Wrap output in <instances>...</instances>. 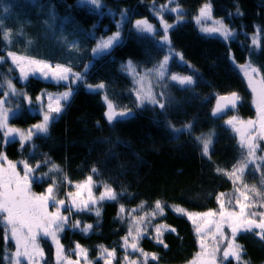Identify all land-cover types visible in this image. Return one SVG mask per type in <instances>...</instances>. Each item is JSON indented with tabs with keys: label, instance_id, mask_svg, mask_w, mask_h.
I'll use <instances>...</instances> for the list:
<instances>
[{
	"label": "trees",
	"instance_id": "16d2710c",
	"mask_svg": "<svg viewBox=\"0 0 264 264\" xmlns=\"http://www.w3.org/2000/svg\"><path fill=\"white\" fill-rule=\"evenodd\" d=\"M16 1L2 0L3 10L10 8L11 3V9L33 25L41 21L61 32L58 23L68 28L67 43L59 42L55 36L50 43L42 40L46 44L42 50H49L46 56L58 64L67 60V50L73 49L78 41L74 55L82 54V60H75L68 67L82 73L84 78L77 83L65 107L62 103V111L51 120L47 133L35 134L21 148L18 137L13 134L5 141L0 131V154L13 161L24 160L35 169L36 175L43 177L33 182L34 192L43 193L49 184L58 183V196L64 198L66 191L71 190L66 183L79 184L91 176L97 195L98 186L106 185L116 193L115 200L100 204L99 216L88 212L71 214V222L79 221L82 227L91 224L93 228L88 233L65 229L61 243L66 251L71 253L79 244L92 264H105L107 259L101 257L103 249L114 250L113 264H128L124 262L127 256L134 261L146 257L140 264H190L200 251L199 237L193 223L172 209L181 207L192 213L216 210L217 197L223 193V199L232 201L229 207L236 210L238 182L234 184L226 173L232 171L242 154L246 155V149L225 122L232 114L243 120L257 116L254 95L237 66L250 64L258 69L259 77H264V0H99L102 3L99 10L79 5L78 0ZM205 4H210L214 16L223 18L236 31L233 38L224 40L200 32L193 19L198 18ZM157 13L172 25L167 31V43L162 40L165 32ZM144 19L155 26V34L135 29V21ZM12 20H8L12 22L10 25L18 23ZM118 30L122 33L121 41L110 51L93 57L95 41ZM258 31L260 38L254 45L253 36L257 32L258 38ZM31 32L33 36L29 39L38 41V35ZM64 38L63 34V41ZM230 54L235 58L234 64ZM166 55L171 58L170 75L192 76L194 83L181 86L168 77L158 80L155 91L165 109L149 103L138 107L135 83L122 65L131 61L137 72H143L154 69ZM0 57L5 58L0 60V97L20 107L19 113L10 117L9 126L24 129L40 123L43 115L29 108L25 96L11 93L8 81L33 101L44 90L63 92L69 86L37 77L22 82L19 71L7 57L1 28ZM101 83L102 89L87 88ZM160 92L165 93L163 98ZM233 92L239 96L237 109L213 115L218 97ZM109 102L117 111L134 114L109 122L106 115ZM186 125H191L190 130L173 131ZM202 134H211L207 155L202 153V144L196 139ZM53 164L57 168L50 171ZM262 177L264 162L258 170L256 165L249 164L241 179L248 186L249 204L254 205L251 211L257 214L264 211ZM253 186L256 192L251 191ZM157 201L164 206L163 215L151 216L135 252L122 248V238L129 233L132 217L122 218V214L136 210L137 216H142L144 210L152 213ZM121 206L124 211L118 215ZM256 220L259 221V215ZM161 225L175 229L163 231V244L155 238L156 228ZM257 232L259 229L237 234L236 242L242 246L239 262L231 257L218 264H264V238ZM6 234L0 223V264H7L8 254L16 248L14 241L4 239ZM42 245L44 263L55 264V246L48 239H43Z\"/></svg>",
	"mask_w": 264,
	"mask_h": 264
},
{
	"label": "snow or ice",
	"instance_id": "6c2138e0",
	"mask_svg": "<svg viewBox=\"0 0 264 264\" xmlns=\"http://www.w3.org/2000/svg\"><path fill=\"white\" fill-rule=\"evenodd\" d=\"M92 5H99V0H90ZM173 11H177V9H173ZM210 11V5L205 4L200 9V14L202 16H207ZM124 15V13H122ZM159 19L162 23V28L165 32L163 41L168 42L167 31L172 25L167 24L166 21H163L162 15L157 13ZM120 25L117 24V28L119 29ZM135 29L138 31L144 32H153L154 26L146 19L137 20L134 24ZM202 31L206 33H220L225 40L229 39L234 35V33L226 26L221 24V27L218 28H204ZM7 36H4V39H7ZM120 41V32L119 30L111 36L107 38L101 37L97 42L96 47L92 49L94 54H98L105 50H109L116 43ZM257 42L256 36L253 37V44L255 45ZM7 57L11 58V61L14 65L19 68L20 77L23 79H27L30 73H40L45 78H50L56 81H69L70 77L72 78V83H76L77 81L83 80V74L79 72H73L70 67H65L60 64H56L54 67L44 61H36V60H24L21 57H18L15 53L9 51L7 53ZM5 59L4 57H0V60ZM182 59V57H181ZM230 61L234 64L235 58L231 54L229 55ZM169 60V56H164L163 60L156 66L154 69L146 70L144 76H139L136 72L135 66L131 61L128 62L127 65H122L126 71L130 72L134 77H138L136 79V83L141 85V90L137 92V100L139 102V106L144 105L146 102L152 105H158L161 110H164L166 105L162 102L161 99H157V95L152 92L151 87H148L147 90H143V81L147 78L149 73H155L160 80H163L165 77L167 62ZM241 70L244 73V76L247 78L248 85L251 88V91L254 95V102L257 105L259 117H260V128L264 130V77L257 78L258 69L252 67L250 64L239 65ZM170 79L172 81H176L181 86H190L194 83L192 76H177L171 75ZM8 87L11 91L17 96H25V99L28 98L24 93L16 91L14 86H12L11 81H8ZM91 88V85H88ZM96 88L102 89L104 85L98 84L95 86ZM71 91L64 92L59 98L56 99L55 104L51 103V97H49V103L47 105V110L44 111L42 121L35 125H32L29 129L21 130L12 128L8 125L9 120V108L5 107V99L0 97V131L3 133V137L5 141L12 134H19V140L21 142V148H23L26 142L32 140L33 135L36 133H47L48 125L50 120H54L56 115L62 111L61 100L66 101L71 96ZM5 96L8 93L4 94ZM165 93L160 92L159 96L163 98ZM41 97H37V100H41ZM239 100V96L233 92L229 95L219 96L217 99V103L215 109L213 111V115L221 112L226 106H235L236 102ZM107 120L109 122L114 119H123L131 116L132 113L130 111H120L116 112L114 110V106L111 102L108 103V112H107ZM236 117H232L226 121L228 125H232ZM248 124H254L253 121H248ZM169 127H172L169 123ZM191 125H186L182 129H173L175 132H182L185 130H190ZM211 134L205 136L204 134L201 137H196V139L202 144V153L207 155L210 150V145L212 143L210 139ZM264 139V137H261ZM250 140L254 141L255 137L250 136ZM241 147H246V155L242 154L241 159L237 162L236 165L233 166L231 172L226 173L230 179L233 180L234 184L237 181L242 179V176L245 172V169L249 164L256 165L257 170L260 167V164L257 161H264V155L257 157L255 155L258 145L255 142H249L247 144L244 141H241ZM0 159L6 160V154H0ZM44 163H50V161H45ZM40 165L37 164L36 168H39ZM57 168L56 165H52V169L50 171L55 170ZM9 172L10 174L5 179L4 173ZM34 168L29 166L27 162H24V172L23 176H21L16 171V164L8 161V168L5 169L2 165H0V213L5 214L3 219L11 225L10 236L8 234L5 235L4 239L7 241L8 239H13L17 245V250L13 254L12 259L15 260V264H20L19 258L25 257L28 261V264H38V260H42L44 258L43 249L37 242L38 235H43L44 237H50L52 242L56 245V259L57 264H60V257L62 252V245L59 243V233L62 232L65 228V225L68 223V217H65L61 214V208L65 205L66 201L64 199H56L54 194V183L49 184L44 193L40 194H29L30 193V183L34 179L36 181H40L43 179L41 176H33ZM96 170L93 169V172ZM47 175V174H45ZM262 183H264V177H262ZM92 184V177L89 176L86 181L81 184H77L76 188L78 191L69 192L67 195L70 200L71 207L75 208L76 211H91L92 208L90 204H95L98 200H115L116 193L107 185L105 186V192L101 193L100 197L97 199H93L91 197V189L90 186ZM245 189H247V185H243ZM88 188L89 190V199L85 200L81 197V191L79 189ZM236 191L239 193V196L236 198V204L239 206V211L234 209H230L229 205H231L232 201L228 200L227 202L223 199L224 194L221 193L217 197V201L219 203V208L216 210H208L205 213H191L185 212L182 208H175L174 211L178 213H182L187 216V218L193 222V224L197 223V218L204 221L205 226L213 225L215 228V232L213 233L214 238L217 236L223 237V227L226 225L231 230L232 239L229 241L227 247L223 249V259L227 260L230 256L235 257L237 261L240 260L242 246L235 243V237L237 232H250L255 229H259V232L256 234L261 238H264V211L259 212L258 214L255 211H251V208L254 205H250L248 203H242L240 197H243L244 201L249 200V196L246 191H241L239 187H237ZM252 192H256L255 186L251 188ZM257 195H262L257 193ZM80 198V199H77ZM52 202L56 206V210L54 212H48V204ZM163 205L161 202L157 201L155 204V210L150 213L151 216H156L157 214L163 215ZM123 206L120 208V212L118 215L123 213ZM95 214L97 216L100 215L99 208L95 209ZM259 215V221L254 219ZM146 217L140 218V222L143 223ZM72 228H80V230L84 233H88L93 225L85 224L81 228L80 222L76 221L71 224ZM175 231V229H166L165 226L161 225L156 228V239L158 243L163 244V231ZM196 233L201 235V247L204 248L203 244V236L202 233L204 229L197 226ZM209 231L212 229L209 228ZM133 229H129L128 236L123 237L125 246H127V242L129 237L134 241L131 244L133 249L138 248V243L136 241L139 240L141 232L139 227L135 229L136 235H132ZM22 243V248H21ZM218 244V241H217ZM167 247V245H164ZM77 254L84 253L86 255V250L82 249L79 244L76 245ZM218 246L214 245L210 251L206 253V256L209 258L206 260L205 264H217L216 255L218 251ZM107 252V255L110 257L114 256V250L108 252L107 250H103L101 255ZM200 255H205V253H201ZM155 259V256H153ZM69 264H72L69 261ZM105 264H110V261L106 260ZM135 264V262H133ZM193 264H196L193 261Z\"/></svg>",
	"mask_w": 264,
	"mask_h": 264
},
{
	"label": "rangeland",
	"instance_id": "374dc122",
	"mask_svg": "<svg viewBox=\"0 0 264 264\" xmlns=\"http://www.w3.org/2000/svg\"><path fill=\"white\" fill-rule=\"evenodd\" d=\"M12 2H17V1L16 0H12ZM78 2H79L78 3L79 5H83V6H87V7H92L93 6L95 8V10H99L102 7V3L100 1H99V5H92L90 3V0H78ZM18 4H17V7H18ZM33 4H36V2L33 1ZM208 5H210V4H208ZM3 6H4V3H2V0H0V28H1L4 36H7L8 37L7 39H5L7 53L9 51H11V52L15 53L18 57L23 58L24 60L31 59V60H36V61H44V62H47V63L51 64L54 67L56 64H54V62L51 60V57H47L46 56V55H49L50 54V51L47 50V49H45V50H42V49H44V47L46 46L45 42H48V43L52 42L55 36L57 37V38L56 37L55 38L59 42L64 43V44L67 43L68 40H69L68 35L70 33L68 31V28H66L65 26H63V25H61V24L58 23V25L62 28V31L63 32H61L60 29H55V28L51 27L50 25H48L46 22L41 23V21H39V22L35 23V25H33L31 20L25 21V19L23 17H21L20 15H18L19 12L17 10H12L11 9L12 8L11 3H10V8H8V9L3 10ZM47 8H49V7L47 6ZM166 9H168V6L166 7ZM12 19H15L18 23H15L13 25H10L12 23L10 21H13ZM35 19H37V18H35ZM8 20H10V21H8ZM193 21L195 22V24L198 27V29L200 30V32L203 33L206 36H215V37H219L221 39H224V37L220 33H206L204 31H202V29H204V28L212 29V28L221 27V24L226 25L234 33V35L232 37H230L229 39L233 38L236 35V31L232 30L223 18H218V17H215L214 16L213 11H212V8H211V5H210V11H209V13H208L207 16H202L200 14V11H199L198 18L196 16L195 20L193 19ZM120 29H121V27H120ZM32 30L34 31L35 34L38 35V38H39L38 41H34L33 39H29L30 37L33 36L32 35V32H31ZM156 31H157V29L154 26V31L151 32V34H155ZM148 33H150V32H148ZM63 34L65 36V38H64V41L65 42L63 41ZM121 35H122V33L120 32V41H121ZM254 36H257V32H256V34H254ZM107 37H103V38H107ZM24 38H26V41L27 42H24ZM259 38H260V32L258 31V38H256L257 39V42L256 43H258ZM42 40H46V41L43 42ZM99 40H100V38H99ZM99 40L95 41L93 48L96 47V44H97V42ZM77 45H78V41H75L73 49L70 48L69 50H67V52L69 53V56H68L67 60L65 62L59 61L60 63H58V64L63 65L65 67H68L75 60H79V62H80L82 60V54L79 57H76L74 55V51L77 48ZM82 48L84 50L86 49V47H83V46H82ZM108 51H110V49L109 50H105L103 52H100L98 54H94L92 52V56L93 57H98V56H100V55H102V54H104V53H106ZM54 55H57V50L54 51ZM9 59L11 60V58H9ZM170 59L171 58L169 56V60L167 62V69H166V73H165V77H164V78H167L168 77L169 79L171 77L170 72H169V62H170ZM14 67L17 68V70L19 71V68L16 65H14ZM237 67L241 71V68L239 67V65ZM73 72H75V71H73ZM145 72L146 71L137 72V73L139 74V76H144L145 75ZM241 73H242V71H241ZM128 74L133 78V81L135 83V89H136V91L138 92V90H141V85L136 83V79H138V77H134L129 72H128ZM177 76H183V75H177ZM30 77H37V78H40V79H42L44 81H47V82H53V83H56V84L63 83V84H67L69 86L63 92H61V91L44 90L42 92V94L39 96V97L42 98L39 101L37 100V98H36L35 101H33L32 99H26V102H27L29 108L31 110H33L35 113L38 112L41 115H43L44 114V111L47 110V105L50 102L49 101V97L52 98L51 99V103H53V105H54L56 99L59 98L64 92L71 91L72 94H71V96L66 101L61 100V106H62V103H63V105L65 107V105L67 104V102L70 101L71 98H72V96L74 95L75 90H76L77 83H79V82L81 83L83 81V80H80V81H77L76 83L73 84L71 77H70L69 81H56V80H52L50 78H45L40 73H35V74L30 73L28 75L27 79H23L21 77L20 78H21L22 82H26ZM83 78H84V76H83ZM257 78H260V77L257 76ZM158 80H160V79H159V77L154 72L153 73H149L147 75V78L143 81V90H147L148 87H151L152 92L157 95V93L155 91V87L157 86L156 85L157 84L156 82ZM193 81H195L194 78H193ZM174 82H176V81H174ZM246 82L248 84V81L247 80H246ZM87 88L90 89L91 91H94L96 89H99V88H96L95 86H92L91 88H89L87 86ZM10 92L13 93L11 90H10ZM45 99H46L47 103L45 102ZM5 101H6L5 107L6 108H9V119H10V117H12L13 115H17L19 113L20 107H18L16 105L17 103H13L8 98ZM137 103H138V107H141V106H139V102L138 101H137ZM145 104H148V103L146 102ZM144 105H142V106H144ZM253 105H254V108H255L256 107V103L254 102V99H253ZM114 110L116 112L124 111V110L117 111L115 108H114ZM130 112L132 113V115L134 114L133 111H130ZM256 115L257 116L254 119H246L245 118L243 120V119H241V117H238L235 114H232V115H230L228 117V119H230L232 117H236V120H234V122H233L232 125H228L226 122H225V124L230 129H232L233 133L236 134V136H237L238 141L240 142V144H241V141L242 140L244 141L245 144H247L249 142H255L258 145V149H257L255 155L257 157H259V156L264 155V139L261 138V137H264V130H262L260 128V117H259V112H257V110H256ZM128 117H130V116H128ZM114 120H116V119H114ZM248 121H253L254 124H248ZM50 123H51V120H50ZM50 123H49V125H50ZM8 125H10V120H8ZM49 125H48V128H49ZM26 129H29V128H24V129H21V130H26ZM14 135L19 138V134L18 133L14 134ZM250 136L251 137H255V140L254 141H251L250 140ZM244 148L246 149V147H244ZM8 161H11L12 163L16 164V171L21 176H23V172H24V162L25 161L24 160L13 161V160H10L7 157L6 160L0 159V165H2L5 169H7L8 168ZM257 162H259V164H262V162H264V161H257ZM9 174L10 173L7 172V171L4 173L5 179H7V176ZM47 175H49V173H47ZM33 176L35 177V176H41V175H36L35 172H33ZM34 181H36V180L33 179L31 181V183H30V193L29 194H40V193L34 192V189H33V184H34L33 182ZM237 182H238L237 187H239L241 191H246L247 192V195H248V188L245 189L243 187V184H242L241 180L240 181H237ZM66 184H67L68 187H71V190L70 191H68V190L66 191V193L64 194V198H59V196H58V192L60 193V191L57 190L58 183H56L54 185V194L56 196V199H58V200L59 199H64L66 201L65 205L61 208V214L64 215L65 217H68L69 218L68 219V223L65 225L64 230L67 229V228H72L71 227V224L74 223V222H71V218H72L71 217V214L73 215V214H75L77 212H88V213L95 214V209L96 208H99L100 207V204L104 201V200H98L97 198L100 197L101 193L105 192V186H98V188H99V194L97 195L95 193V186H96V184L92 181V184L90 186V189H91V197L93 199H97V202L95 204H90V207L92 208L91 211H76L75 208L71 207L70 200H69V197H68L67 194L69 192H73L74 193V192L78 191V189L76 188V185L77 184H74V185H70L69 183H66ZM79 184H81V183H79ZM237 187H236V189H237ZM236 189H235V196L237 198L239 196V193L236 191ZM79 191H81V197L80 198H83L85 200L89 199V190H88V188H82V189H79ZM80 198H77V199H80ZM240 199H241V202L242 203H248L249 204V200L248 201H244L243 200V197H240ZM105 200H107V199H105ZM224 200L226 201V199H224ZM235 207H236V211H239V206L237 205ZM175 208H177V207H173L172 210L174 211ZM178 208H181V207H178ZM182 209H184V208H182ZM55 210H56V206L50 201L49 204H48V212L51 213V212H54ZM99 210H100V208H99ZM184 210H185V212H189L186 209H184ZM137 212H138V210L132 211V212H127V213L124 212V214H122V218H128L129 215L132 216L131 217V224H130V228L133 229L132 235L133 236L136 235L135 229L137 227H139L140 232H141L140 237H142L143 235L146 234V230L148 229L147 223H148L149 220H151V215H149L150 213L147 210H144V213H142V216H137L135 214ZM179 214L184 215L182 213H179ZM196 214H199V213H196ZM4 215L5 214L0 213V223L5 227L7 234L10 236L11 225H9L3 219V216ZM184 216H186V215H184ZM144 217H146V219L144 220L143 223H141L140 222V218H144ZM254 219H256V217ZM193 225H194L195 229H196L197 226H199L202 229H204V231L202 233L204 248L201 247V235H198L197 234L198 237H199V241H200V251H199L197 257L193 261H195L196 264H205L206 260L209 259L206 256V253L208 251H210L214 245H217L218 246V249H219L217 251V255H216L217 264L219 262L223 263L225 261L223 259V249L225 247H227L229 241L232 239L231 234H230L231 233L230 228H228L225 225L223 227V229H222L223 232H224V236L223 237H219L218 234H217V236L214 238L213 233L215 232V228H214L213 225H207V226H205L204 221L201 220V219H199V218H197V223L196 224H193ZM81 228H82V226H81ZM209 228H211L212 230L209 231L208 230ZM72 229H80V228H72ZM64 230L59 233V243H60V245H62V243H61V235L64 232ZM228 230H229V232H228ZM239 233L240 232H237V234H239ZM236 237H237V235H236ZM236 237H235V243L238 244L236 242ZM43 239H48L55 246V248H56V245L52 242V240H51L50 237H44L41 234V235H38L37 242H38V244L40 245V247L42 249H43V245H42V240ZM10 240L14 241L11 238H10ZM217 241H218V244H217ZM133 242L134 241L132 240V238L129 237L128 242H127V246H125V243H124V240H123L121 247L124 248V249H127L128 248V250L131 249L132 252H135L134 251L135 249H133L131 247V244ZM136 242L138 243V241H136ZM21 248H22V243H21ZM16 250H17V245H16V248L13 251V253L8 254V256L6 258L7 264H15V260L12 259V257H13V254L16 252ZM103 250H105V249H103ZM102 251H101V253H102ZM108 252H110V251H108ZM201 253H205V255H200ZM43 254H44V258H45L44 250H43ZM72 254H74L75 256L73 257ZM101 257L107 259L108 261H110V264H113V262H111V259L113 257L108 256L107 255V252H105L104 255H101ZM44 258L42 260H38V264H45L44 263V261H45ZM144 259L146 260V257ZM144 259H140V260L139 259H135V261H134V260H130V257L127 256V258H126V260H124V262H128V264H133V262H135V264H140V262H143ZM19 261H20V264H28V261H27V259L25 257H20L19 258ZM69 261H71L72 264H92L93 263L92 261L88 260L87 254L85 255L84 253H80L78 255L77 254L76 247L74 249H72L71 250V253H70V252L66 251L63 248V246H62V252H61V257H60V264H69ZM193 261L190 264H193ZM55 264H57V259L56 258H55Z\"/></svg>",
	"mask_w": 264,
	"mask_h": 264
},
{
	"label": "water",
	"instance_id": "95a60500",
	"mask_svg": "<svg viewBox=\"0 0 264 264\" xmlns=\"http://www.w3.org/2000/svg\"><path fill=\"white\" fill-rule=\"evenodd\" d=\"M216 103H217V102H216ZM239 103H240V101L238 100V101L236 102L235 106H226V107H224L223 110H222L221 112L217 113L216 115L219 116V115H222L223 113H225V112H227V111H229V110H235V109H237ZM215 106H216V105H215ZM231 257H232V256H230L229 258H231Z\"/></svg>",
	"mask_w": 264,
	"mask_h": 264
}]
</instances>
